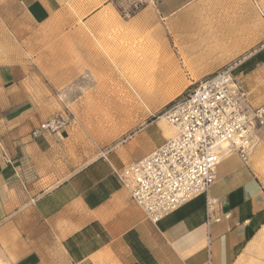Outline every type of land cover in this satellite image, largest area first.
<instances>
[{
  "label": "rangeland",
  "instance_id": "374dc122",
  "mask_svg": "<svg viewBox=\"0 0 264 264\" xmlns=\"http://www.w3.org/2000/svg\"><path fill=\"white\" fill-rule=\"evenodd\" d=\"M155 1L114 0L95 14L84 0L67 2L39 24L26 23L13 1V63L23 67L14 70L13 94L27 115L22 132L0 138V176L16 166L14 182L0 177L1 208L8 192L15 207L0 214V264H20L9 249L30 258L69 254L61 231L22 210L148 121L169 127L164 111L200 80L231 67L249 107L264 102V0H189L168 17ZM246 164L264 184V128ZM260 249L264 227L232 264H264Z\"/></svg>",
  "mask_w": 264,
  "mask_h": 264
},
{
  "label": "crops",
  "instance_id": "0c3cea01",
  "mask_svg": "<svg viewBox=\"0 0 264 264\" xmlns=\"http://www.w3.org/2000/svg\"><path fill=\"white\" fill-rule=\"evenodd\" d=\"M13 1L0 0V7L4 8V14H0V138L5 141L12 139L14 130L22 132L27 115L23 96L13 94L14 82L18 84L14 70H23L22 66L14 67L13 63ZM77 1L15 0L25 22L31 20L36 24L45 22L54 8ZM188 1L156 0L155 6L162 9L160 15L168 17ZM83 5L90 8L89 14H95L100 8L112 7L114 0H84ZM20 33L23 36L21 30ZM263 103L256 102L251 107ZM167 140L165 126H160V120L152 119L103 158L39 195L37 205L22 210V213L32 212L56 234L61 231L63 240H67L69 254L62 257L37 254V258H30L28 255L19 257L9 249L14 262L232 264L264 227V184L260 175L238 156L225 155L216 169L215 183L208 195L211 206L204 195H199L175 212L151 222L131 201L129 192L116 180L114 171L138 162ZM4 145L9 146L7 142ZM15 167L6 168L0 177L14 182ZM7 196H10L9 192L5 196V206L1 208L0 205V214L15 212L11 205L13 195ZM208 208L214 217H220L219 222L206 224ZM21 245L25 246L23 242Z\"/></svg>",
  "mask_w": 264,
  "mask_h": 264
},
{
  "label": "built area",
  "instance_id": "2783aa9c",
  "mask_svg": "<svg viewBox=\"0 0 264 264\" xmlns=\"http://www.w3.org/2000/svg\"><path fill=\"white\" fill-rule=\"evenodd\" d=\"M245 95L231 67L200 80L162 115L176 136L138 162L114 171L149 221L157 222L196 194L207 200L225 155L247 163L254 132L264 128V103L251 108ZM207 204L211 206V201ZM212 212L206 211L207 225L220 220Z\"/></svg>",
  "mask_w": 264,
  "mask_h": 264
},
{
  "label": "bare ground",
  "instance_id": "6f19581e",
  "mask_svg": "<svg viewBox=\"0 0 264 264\" xmlns=\"http://www.w3.org/2000/svg\"><path fill=\"white\" fill-rule=\"evenodd\" d=\"M165 130H166V132H167V139H171V138H173V137H175L176 136V131H175V129L172 127V126H170V127H167V126H165ZM199 195H203V194H196V195H194L192 198H194V197H196V196H199ZM192 198H190L188 201H190ZM187 201V202H188ZM185 204V203H184ZM183 204V205H184ZM182 206V205H181ZM180 206V207H181ZM180 207H178L177 209H179ZM176 209V210H177ZM176 210H174L173 212H175ZM172 213V212H171ZM259 253H261L262 255H264V250H262V249H260L259 250Z\"/></svg>",
  "mask_w": 264,
  "mask_h": 264
}]
</instances>
